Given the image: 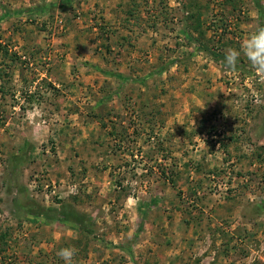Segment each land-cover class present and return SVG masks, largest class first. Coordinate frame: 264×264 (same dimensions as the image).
Here are the masks:
<instances>
[{
    "label": "rangeland",
    "instance_id": "1",
    "mask_svg": "<svg viewBox=\"0 0 264 264\" xmlns=\"http://www.w3.org/2000/svg\"><path fill=\"white\" fill-rule=\"evenodd\" d=\"M260 25L264 0H0V264H264V80L223 66Z\"/></svg>",
    "mask_w": 264,
    "mask_h": 264
},
{
    "label": "clouds",
    "instance_id": "2",
    "mask_svg": "<svg viewBox=\"0 0 264 264\" xmlns=\"http://www.w3.org/2000/svg\"><path fill=\"white\" fill-rule=\"evenodd\" d=\"M246 57L254 73L264 80V25L257 26L240 45L239 49L228 48L225 50L223 66L225 71H235L241 56ZM76 249L63 247L57 255L64 264H73Z\"/></svg>",
    "mask_w": 264,
    "mask_h": 264
},
{
    "label": "trees",
    "instance_id": "3",
    "mask_svg": "<svg viewBox=\"0 0 264 264\" xmlns=\"http://www.w3.org/2000/svg\"><path fill=\"white\" fill-rule=\"evenodd\" d=\"M66 222H67L66 220L63 221V223H66ZM67 223H68V222H67Z\"/></svg>",
    "mask_w": 264,
    "mask_h": 264
}]
</instances>
